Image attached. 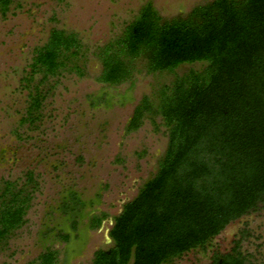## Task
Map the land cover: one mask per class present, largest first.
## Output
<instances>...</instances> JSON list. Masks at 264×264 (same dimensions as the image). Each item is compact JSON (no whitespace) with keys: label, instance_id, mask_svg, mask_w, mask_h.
Wrapping results in <instances>:
<instances>
[{"label":"trees","instance_id":"16d2710c","mask_svg":"<svg viewBox=\"0 0 264 264\" xmlns=\"http://www.w3.org/2000/svg\"><path fill=\"white\" fill-rule=\"evenodd\" d=\"M11 1L0 0L2 13ZM82 49L76 33L52 28L36 49L32 72L42 74L39 83L63 69L82 75L75 61ZM95 55L101 64L96 80L110 86L129 81L138 60L148 73L174 78L155 99L143 95L134 106L127 129L160 117L166 148L156 172L113 216L112 244L97 249L89 264H168L206 250L228 224L264 210V0H210L168 19L146 2ZM197 63L198 69L175 72ZM34 89L23 122L37 118L32 111L43 96ZM29 183L35 186L31 170L23 186L4 181L0 248L26 221ZM105 217L92 216L90 226ZM238 246L214 251L209 264H255ZM57 261L58 250L46 248L30 264Z\"/></svg>","mask_w":264,"mask_h":264},{"label":"rangeland","instance_id":"374dc122","mask_svg":"<svg viewBox=\"0 0 264 264\" xmlns=\"http://www.w3.org/2000/svg\"><path fill=\"white\" fill-rule=\"evenodd\" d=\"M210 0H12L0 10V193L4 181L23 186L31 170L25 223L0 248V264H30L46 248L58 250L57 264H89L97 249L112 244L113 216L157 170L166 144L160 117H146L128 130L143 95L155 99L171 73H148L136 61L133 77L119 85L99 82L95 52L116 38L150 2L162 19L184 15ZM52 28L74 32L82 43L75 60L83 70L63 69L39 83L32 72L36 49ZM72 62V61H71ZM201 64L182 65L181 74ZM40 107L32 122L22 121L35 95ZM75 195L78 200L73 197ZM106 217L92 228V216ZM70 238L64 241L62 234ZM238 249L264 264V210L243 216L213 238L206 250H191L168 264H209L214 251Z\"/></svg>","mask_w":264,"mask_h":264}]
</instances>
